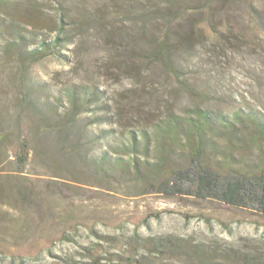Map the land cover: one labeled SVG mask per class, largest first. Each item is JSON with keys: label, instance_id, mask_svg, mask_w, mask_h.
I'll return each instance as SVG.
<instances>
[{"label": "rangeland", "instance_id": "1", "mask_svg": "<svg viewBox=\"0 0 264 264\" xmlns=\"http://www.w3.org/2000/svg\"><path fill=\"white\" fill-rule=\"evenodd\" d=\"M73 1L91 14L101 4ZM20 2L33 5L45 19L60 12L54 1ZM80 10L72 11L83 26L80 35L61 50L67 60L56 54L22 62L16 49L2 52L0 37V95L9 121L24 77L54 90L85 86L104 91L123 119H136L134 125L150 129L172 114L186 116L195 107L223 114L248 107L264 114V0H211L203 9L185 13L191 27L185 29L176 21L167 31V65L151 45L164 36L163 28L154 29L151 39L136 37L135 25H120L121 19L110 15L106 29H120L123 36L107 39L93 22H81ZM39 26L46 35V23ZM27 28L20 26L22 34L28 35L31 27ZM26 121L32 133L30 160L19 172L8 158L0 166V184L14 195L16 178L27 176L39 195L29 206L19 197L15 203L6 197L0 202V264H129L132 256L144 252L148 256L139 257V264H197L201 254L206 264H264V215L191 197L148 193L131 172L92 177L65 155L52 127L56 119L43 123L31 114ZM169 148L167 163L183 162L178 148ZM24 226L28 231L22 234ZM133 235L139 243L130 242ZM149 239L166 247L154 251Z\"/></svg>", "mask_w": 264, "mask_h": 264}, {"label": "trees", "instance_id": "2", "mask_svg": "<svg viewBox=\"0 0 264 264\" xmlns=\"http://www.w3.org/2000/svg\"><path fill=\"white\" fill-rule=\"evenodd\" d=\"M20 1L0 0V37L2 52L16 49L22 62L35 63L56 54L67 60L61 50L65 43L75 41L80 35L83 26L72 15V11L80 8L81 22H93L107 39L123 36L120 29H106L104 23L110 15L120 18V25H135L136 37L140 34L151 39L155 35L154 29L163 28L164 36L155 38L151 45L166 65L169 62L166 45L170 43L167 31L176 21H179L177 25L182 23L183 28L189 29L192 24L183 15L191 10H201L211 2L95 0L101 4L93 10L97 13L91 14L80 2L50 0L58 4L60 12L55 18L45 19L36 14L33 5ZM109 10L111 14H108ZM41 21L48 26L46 35L38 29ZM21 25L26 29L31 27L28 35L22 34ZM129 41L133 38L129 37ZM21 84L23 88L13 100L17 110L11 121L0 95V166L11 158L17 170L22 172L28 164L32 133L26 118L35 114L43 123L56 119L57 123L52 127L58 131L65 155L80 162L92 177L112 178L118 173L131 172L136 180L145 183L148 193L191 197L264 215V114L248 107L230 114L195 107L186 116L172 114L163 125L157 124L150 129L134 125L138 123L136 119L128 122L123 119L108 103L104 91L99 92L96 88L72 86L54 90L25 77ZM162 138L163 142L159 140ZM222 142L224 146L220 145ZM170 145L178 148L183 162L167 163ZM15 183L16 187L12 188L15 196L8 193L10 187L0 184V202L6 197L15 203V197H19L25 206L35 203L39 194L30 178L19 175ZM27 228L24 226L21 233H27ZM131 239L133 244L139 243L136 235ZM149 240L154 251L166 247L162 241ZM203 248L196 246L200 252H204ZM145 256H148L147 252L138 257L134 255V262L129 264H139V257ZM196 263H207L203 254Z\"/></svg>", "mask_w": 264, "mask_h": 264}]
</instances>
